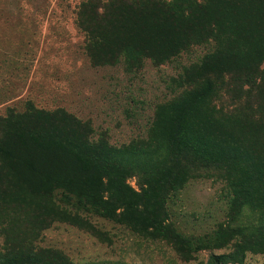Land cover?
<instances>
[{
    "label": "trees",
    "instance_id": "obj_1",
    "mask_svg": "<svg viewBox=\"0 0 264 264\" xmlns=\"http://www.w3.org/2000/svg\"><path fill=\"white\" fill-rule=\"evenodd\" d=\"M76 22L95 68L209 52L174 80L182 92L157 107L148 137L123 147L63 109L27 103L0 116V264H74L41 247L43 234L59 224L97 234L94 217L166 242L184 262L264 255V0H85ZM202 179L226 184L227 220L187 237L168 204Z\"/></svg>",
    "mask_w": 264,
    "mask_h": 264
},
{
    "label": "rangeland",
    "instance_id": "obj_2",
    "mask_svg": "<svg viewBox=\"0 0 264 264\" xmlns=\"http://www.w3.org/2000/svg\"><path fill=\"white\" fill-rule=\"evenodd\" d=\"M83 1L0 0V116L32 103L89 122L95 138L105 137L113 147L146 139L157 107L182 92L174 80L209 49L196 48L162 66L145 61L139 70L125 58L95 68L76 22ZM228 206L226 184L202 179L173 195L168 210L185 236L204 237L226 222ZM253 220L246 210L244 223ZM92 222L97 234L59 224L43 234L39 245L62 252L74 264H205L211 254L226 252L203 251L184 262L166 242L144 239L98 217ZM243 264H264V255L248 254Z\"/></svg>",
    "mask_w": 264,
    "mask_h": 264
}]
</instances>
